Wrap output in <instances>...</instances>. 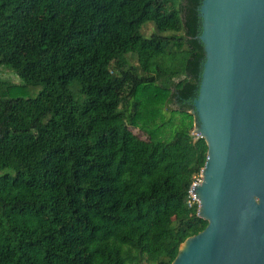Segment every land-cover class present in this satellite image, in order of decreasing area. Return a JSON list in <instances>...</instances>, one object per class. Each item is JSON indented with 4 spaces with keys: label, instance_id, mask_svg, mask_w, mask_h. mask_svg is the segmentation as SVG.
<instances>
[{
    "label": "trees",
    "instance_id": "1",
    "mask_svg": "<svg viewBox=\"0 0 264 264\" xmlns=\"http://www.w3.org/2000/svg\"><path fill=\"white\" fill-rule=\"evenodd\" d=\"M200 1L0 0V264H170L205 227Z\"/></svg>",
    "mask_w": 264,
    "mask_h": 264
},
{
    "label": "water",
    "instance_id": "2",
    "mask_svg": "<svg viewBox=\"0 0 264 264\" xmlns=\"http://www.w3.org/2000/svg\"><path fill=\"white\" fill-rule=\"evenodd\" d=\"M191 134L206 157L192 193L206 222L170 264H264V0H201Z\"/></svg>",
    "mask_w": 264,
    "mask_h": 264
},
{
    "label": "rangeland",
    "instance_id": "3",
    "mask_svg": "<svg viewBox=\"0 0 264 264\" xmlns=\"http://www.w3.org/2000/svg\"><path fill=\"white\" fill-rule=\"evenodd\" d=\"M152 33H155V29L151 23L142 24L139 28V34L144 38L150 37V35ZM131 63H134V62L131 61ZM0 80L6 81L9 84H15V85L20 84V81H19V79H17V77H15L9 71H7L6 69H3V68H0ZM37 91H38V89H29V90L25 91V89L22 88V89H19V93H17V95L25 96V97H33L36 95ZM171 109H173V108H171ZM131 131L137 137H139L141 139H145V137L142 134H140L139 132H137L136 130H131Z\"/></svg>",
    "mask_w": 264,
    "mask_h": 264
},
{
    "label": "built area",
    "instance_id": "4",
    "mask_svg": "<svg viewBox=\"0 0 264 264\" xmlns=\"http://www.w3.org/2000/svg\"><path fill=\"white\" fill-rule=\"evenodd\" d=\"M201 180V176H200V172L192 177V182L189 185L188 189H187V200H186V205L188 207H190L193 204L197 205V201L192 193L193 187L196 186L197 184L200 183Z\"/></svg>",
    "mask_w": 264,
    "mask_h": 264
}]
</instances>
